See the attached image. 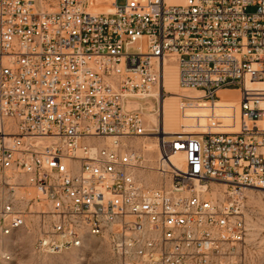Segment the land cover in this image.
<instances>
[{"label":"built area","instance_id":"obj_1","mask_svg":"<svg viewBox=\"0 0 264 264\" xmlns=\"http://www.w3.org/2000/svg\"><path fill=\"white\" fill-rule=\"evenodd\" d=\"M108 1L0 0L1 232L35 213L46 255L101 237L117 264H246V193L264 190V0ZM170 59L200 92L181 97L171 135L145 113L160 122ZM229 85L240 96L225 105ZM152 135L155 168L134 143Z\"/></svg>","mask_w":264,"mask_h":264},{"label":"rangeland","instance_id":"obj_2","mask_svg":"<svg viewBox=\"0 0 264 264\" xmlns=\"http://www.w3.org/2000/svg\"><path fill=\"white\" fill-rule=\"evenodd\" d=\"M98 1L100 3H98L94 11L110 12L113 10L111 5H109V1L107 3H105L106 0ZM183 1L172 0L170 3H181ZM119 2L123 3V0ZM170 60L169 66H177L175 59ZM172 77H174L172 72L168 71V79ZM236 88V85L225 87L226 90H235ZM165 90L168 92L166 98L174 99L176 97L170 90ZM145 119L148 120L147 117ZM171 127L175 129V132L179 130V125L176 122L175 124L172 123ZM152 137L154 136L152 135ZM137 141L134 142L137 147L140 142L145 144L151 142L154 144V147L149 152H146V164L148 167H155L157 139L146 138L138 139ZM138 149L143 151L141 145H139ZM145 179L155 186L160 183L159 177L154 170H148ZM251 191L246 193L245 200V215L248 228L247 244L249 248L246 264H264V190ZM4 194L5 189L0 182V206ZM215 195L220 196L217 193ZM21 205L26 206L25 203ZM33 208L36 210V205ZM35 215V213L28 214L27 226L12 234H4L0 230V264H117V258L111 251L107 240L101 237H90L83 247L66 251L62 254L46 255L39 252L36 248V243L40 232Z\"/></svg>","mask_w":264,"mask_h":264},{"label":"bare ground","instance_id":"obj_3","mask_svg":"<svg viewBox=\"0 0 264 264\" xmlns=\"http://www.w3.org/2000/svg\"><path fill=\"white\" fill-rule=\"evenodd\" d=\"M167 2H171L172 0H166ZM176 1V0H175ZM182 3V2H181ZM95 12H101V11H95ZM169 61L171 60H165L164 62V87L165 89L170 90L172 94H174L176 97L174 99L170 98H164V100L161 103V118L160 122H158V119L156 118L155 114L153 112H149V110H146V114L152 119L153 123L160 124L161 127L164 128L166 134H175V129L171 127V124H175V122L180 126L181 118H180V110H179V100L183 95H188L192 97H196L200 95V92H197L195 90H190V89H184L180 86L179 84V70L178 66L172 65L169 66ZM176 64V63H175ZM168 71H171L173 76L171 79H168ZM248 87H252L253 83H247ZM226 90V89H225ZM235 93V97H232L230 94ZM239 93V95H238ZM240 92L239 91H229V95L227 96V99L222 100L221 103L223 104H228L231 101L239 99ZM201 102L198 101H193L192 106L193 108L190 110L191 115H195L197 112H203V109L201 108L202 104ZM152 134V133H150ZM146 138H153L152 136H147ZM151 143V142H150ZM146 143V149L151 150L152 147H154L153 143ZM157 150H158V145L156 143ZM184 157L183 155H178L175 159L176 163L180 164L182 163ZM155 168V167H151ZM251 191V190H250ZM252 192V191H251ZM21 191H19V194Z\"/></svg>","mask_w":264,"mask_h":264},{"label":"crops","instance_id":"obj_4","mask_svg":"<svg viewBox=\"0 0 264 264\" xmlns=\"http://www.w3.org/2000/svg\"><path fill=\"white\" fill-rule=\"evenodd\" d=\"M229 91H238V90H225V89L220 90L218 93H219L220 97L222 98V100L227 99V96L229 95ZM230 95L232 97H235L236 94L235 93H232ZM238 95H239V93H238Z\"/></svg>","mask_w":264,"mask_h":264}]
</instances>
